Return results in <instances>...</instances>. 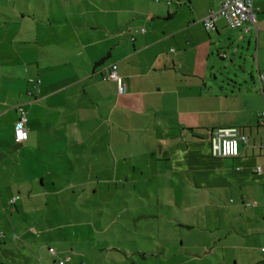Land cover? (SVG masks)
<instances>
[{
	"label": "crops",
	"instance_id": "obj_1",
	"mask_svg": "<svg viewBox=\"0 0 264 264\" xmlns=\"http://www.w3.org/2000/svg\"><path fill=\"white\" fill-rule=\"evenodd\" d=\"M16 1L0 18V218L71 194L84 199L78 216L107 206L126 241L144 234L176 264H264V0L255 24L221 18L212 31L203 20L222 0H60L57 17ZM112 65L119 82L105 78ZM223 127L248 138L239 156H212ZM17 243L5 252L31 264Z\"/></svg>",
	"mask_w": 264,
	"mask_h": 264
},
{
	"label": "rangeland",
	"instance_id": "obj_2",
	"mask_svg": "<svg viewBox=\"0 0 264 264\" xmlns=\"http://www.w3.org/2000/svg\"><path fill=\"white\" fill-rule=\"evenodd\" d=\"M16 2L27 7L31 5L32 8L34 7L37 10L38 14L42 15L43 4L46 3L48 8H56V17L61 6L60 0H18ZM12 6L9 0H0V18H3L2 22H11L8 19L11 17L8 8ZM9 28L12 29V25ZM3 29L4 31L7 29L6 25L3 26ZM4 31L2 34H4ZM75 192L77 193V191ZM119 193L121 195L124 193L121 186L119 187ZM66 195L65 197H69L70 201L53 203L50 207H44L42 203L36 202L33 205V212L28 217L12 219L11 216H7L6 219L0 218V262L5 264H29L26 263L28 259H16L14 255L11 253L9 255L4 250L6 245L11 244V241L15 242L18 239L19 243L25 240L28 248L31 246L29 251H31L30 253L33 254L35 259L34 261L31 260V264H59V261H55L53 257L49 256V246L58 249L62 258L72 254L74 257L71 255L73 260L69 264H79V254L84 257L86 264H176L175 249L153 248L145 244L147 239L142 237L146 236L144 234L130 235V237L137 239L138 243L126 241L124 231L118 223L112 227L110 226L113 218L107 206H105L102 214L94 217L89 214L84 217L78 216L77 209L83 204L84 199L80 200L76 195ZM121 204L119 202L117 208ZM90 205L92 210V202ZM82 220L91 223H80ZM124 220L126 219H121V221ZM92 222L97 223L98 232L96 234H94ZM26 224L33 226L31 230H35L36 234L30 232L24 235L23 231L29 230ZM51 225L56 227L54 231H45ZM23 235L25 239L22 238ZM119 239L122 240L121 244L117 242ZM116 245L128 248L126 252L129 257H126L122 251L113 249ZM18 247L20 246L18 245ZM144 251L149 254L148 259L143 258L142 254Z\"/></svg>",
	"mask_w": 264,
	"mask_h": 264
},
{
	"label": "built area",
	"instance_id": "obj_3",
	"mask_svg": "<svg viewBox=\"0 0 264 264\" xmlns=\"http://www.w3.org/2000/svg\"><path fill=\"white\" fill-rule=\"evenodd\" d=\"M221 18L227 21L231 29H241L248 23L255 24L254 0H222L220 8L210 11L204 18V27L207 31L216 29V22ZM106 71V79L120 81L117 65H112ZM27 124L28 114L23 108H20V119L15 127V140L17 143H24L28 140ZM247 140L248 138L237 127L217 128L210 137L211 154L215 158L237 157L240 154V143L247 142ZM17 199H13L10 204H14ZM49 252L55 255L56 249L50 248ZM262 252H264V248ZM65 262L63 260L60 264H65Z\"/></svg>",
	"mask_w": 264,
	"mask_h": 264
}]
</instances>
